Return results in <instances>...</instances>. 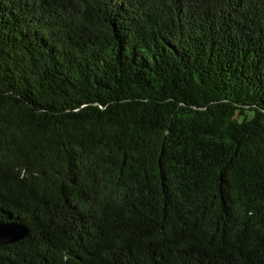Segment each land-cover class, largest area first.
<instances>
[{
	"label": "trees",
	"instance_id": "obj_1",
	"mask_svg": "<svg viewBox=\"0 0 264 264\" xmlns=\"http://www.w3.org/2000/svg\"><path fill=\"white\" fill-rule=\"evenodd\" d=\"M0 264H264V0H0Z\"/></svg>",
	"mask_w": 264,
	"mask_h": 264
},
{
	"label": "water",
	"instance_id": "obj_2",
	"mask_svg": "<svg viewBox=\"0 0 264 264\" xmlns=\"http://www.w3.org/2000/svg\"><path fill=\"white\" fill-rule=\"evenodd\" d=\"M28 231L15 223L0 221V246L10 245L23 239Z\"/></svg>",
	"mask_w": 264,
	"mask_h": 264
}]
</instances>
